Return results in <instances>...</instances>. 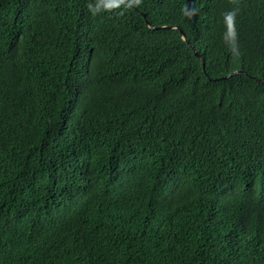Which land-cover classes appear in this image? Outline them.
I'll return each instance as SVG.
<instances>
[{
	"label": "trees",
	"instance_id": "obj_1",
	"mask_svg": "<svg viewBox=\"0 0 264 264\" xmlns=\"http://www.w3.org/2000/svg\"><path fill=\"white\" fill-rule=\"evenodd\" d=\"M0 264H264V0H0Z\"/></svg>",
	"mask_w": 264,
	"mask_h": 264
},
{
	"label": "clouds",
	"instance_id": "obj_2",
	"mask_svg": "<svg viewBox=\"0 0 264 264\" xmlns=\"http://www.w3.org/2000/svg\"><path fill=\"white\" fill-rule=\"evenodd\" d=\"M234 17H235V12H232L228 15V20L230 23H232L234 21ZM233 32H234V29H233ZM235 35V33H234Z\"/></svg>",
	"mask_w": 264,
	"mask_h": 264
},
{
	"label": "water",
	"instance_id": "obj_3",
	"mask_svg": "<svg viewBox=\"0 0 264 264\" xmlns=\"http://www.w3.org/2000/svg\"><path fill=\"white\" fill-rule=\"evenodd\" d=\"M143 15L144 16H146V14L145 13H143ZM196 54L200 57V53H198V52H196Z\"/></svg>",
	"mask_w": 264,
	"mask_h": 264
}]
</instances>
